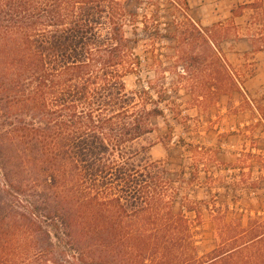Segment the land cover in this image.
Returning <instances> with one entry per match:
<instances>
[{
  "label": "trees",
  "instance_id": "trees-1",
  "mask_svg": "<svg viewBox=\"0 0 264 264\" xmlns=\"http://www.w3.org/2000/svg\"><path fill=\"white\" fill-rule=\"evenodd\" d=\"M122 14L121 0H0V264H264V217L218 212L199 255L198 211L156 163L123 157L169 97L125 92L140 60Z\"/></svg>",
  "mask_w": 264,
  "mask_h": 264
},
{
  "label": "rangeland",
  "instance_id": "rangeland-1",
  "mask_svg": "<svg viewBox=\"0 0 264 264\" xmlns=\"http://www.w3.org/2000/svg\"><path fill=\"white\" fill-rule=\"evenodd\" d=\"M121 1L125 38L140 60L135 73L122 68L125 92L151 84L169 97L160 105L166 119H153V133L122 147L123 157L156 163L176 205L198 211L187 216L202 255L218 242V212L225 221L264 217V78L252 58H235L232 69L223 56L227 69L215 40L208 49L191 29L183 0Z\"/></svg>",
  "mask_w": 264,
  "mask_h": 264
},
{
  "label": "crops",
  "instance_id": "crops-1",
  "mask_svg": "<svg viewBox=\"0 0 264 264\" xmlns=\"http://www.w3.org/2000/svg\"><path fill=\"white\" fill-rule=\"evenodd\" d=\"M190 22L211 43L217 55L231 68L235 58H252L254 71L264 78V0H183ZM226 44V49L222 47ZM247 65L246 68H250ZM256 68V69H255ZM254 79H259L255 76ZM264 85V79L262 80Z\"/></svg>",
  "mask_w": 264,
  "mask_h": 264
}]
</instances>
